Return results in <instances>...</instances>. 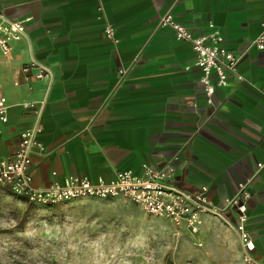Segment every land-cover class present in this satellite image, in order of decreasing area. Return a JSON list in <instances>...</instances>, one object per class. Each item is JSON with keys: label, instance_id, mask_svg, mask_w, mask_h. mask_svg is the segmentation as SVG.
I'll return each mask as SVG.
<instances>
[{"label": "crops", "instance_id": "0c3cea01", "mask_svg": "<svg viewBox=\"0 0 264 264\" xmlns=\"http://www.w3.org/2000/svg\"><path fill=\"white\" fill-rule=\"evenodd\" d=\"M167 9L193 37L218 30L238 55L241 80L229 74L210 104L189 45L157 24ZM0 11L25 19V35L0 52V158L36 127L44 152L31 156L35 186L60 185L73 174L109 180L118 169L169 163L174 185L207 187L216 216L230 225L235 259L234 209L224 201L247 181L245 229L264 264V165L255 171L264 161V47L251 44L262 31L264 0H0ZM107 25L115 45L102 35ZM32 60L50 78L19 70Z\"/></svg>", "mask_w": 264, "mask_h": 264}, {"label": "rangeland", "instance_id": "374dc122", "mask_svg": "<svg viewBox=\"0 0 264 264\" xmlns=\"http://www.w3.org/2000/svg\"><path fill=\"white\" fill-rule=\"evenodd\" d=\"M195 234L122 198L33 205L0 188V264H237L230 225Z\"/></svg>", "mask_w": 264, "mask_h": 264}, {"label": "built area", "instance_id": "2783aa9c", "mask_svg": "<svg viewBox=\"0 0 264 264\" xmlns=\"http://www.w3.org/2000/svg\"><path fill=\"white\" fill-rule=\"evenodd\" d=\"M24 20L8 18L0 11L1 53H7L10 43L25 35ZM157 24L169 26L176 40L189 45L194 54V65L201 72L199 81L207 104L211 103L214 88L226 85L229 74L241 80L236 67L238 55L221 43L222 37L218 30L212 29L193 37L182 25L172 20L168 9L159 17ZM208 27L212 28V24L208 23ZM102 35L112 45L118 41L115 28L111 25L103 28ZM251 44L256 49H263L264 23L262 31L253 37ZM30 69H34L33 77L36 79L50 78L49 69L35 60L24 63L19 68L24 74ZM125 71L126 67L120 69L119 76ZM5 110L6 101L0 94V123L6 122ZM36 133V127L25 129L19 135L15 150L9 156L0 158V188L14 197L23 198L27 203L51 205L80 197L122 198L137 205L148 215L164 218L175 226L185 227L191 233L197 231L202 215H219L220 209L209 199L205 185L188 190L170 182L173 168L169 163L160 169L152 168L147 163H140L137 171L118 169L109 180L101 177L92 180L73 174L65 177L60 185L52 183L43 187L35 186L31 183L29 170L31 156L44 152ZM263 165L264 161L257 163L255 171ZM248 196L247 181L241 182L235 192L225 199L224 208L234 209L233 228L239 245L238 264H263L254 257V243L245 229V200Z\"/></svg>", "mask_w": 264, "mask_h": 264}, {"label": "trees", "instance_id": "16d2710c", "mask_svg": "<svg viewBox=\"0 0 264 264\" xmlns=\"http://www.w3.org/2000/svg\"><path fill=\"white\" fill-rule=\"evenodd\" d=\"M19 200H21V201H24V199L23 198H18ZM25 202V201H24ZM27 203V202H26ZM28 204H31V203H28ZM34 205V204H33Z\"/></svg>", "mask_w": 264, "mask_h": 264}]
</instances>
